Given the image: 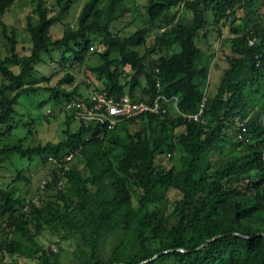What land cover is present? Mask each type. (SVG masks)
I'll use <instances>...</instances> for the list:
<instances>
[{"label":"trees","instance_id":"trees-1","mask_svg":"<svg viewBox=\"0 0 264 264\" xmlns=\"http://www.w3.org/2000/svg\"><path fill=\"white\" fill-rule=\"evenodd\" d=\"M15 1L0 0V19ZM74 1L54 0L48 7L36 0V20L25 18L28 55L18 54L16 30L0 20L7 46V55L0 57V130L17 116L20 98L39 91L52 96L65 118L64 137L56 145L0 139V168L12 156L39 159L49 168L41 185L43 197L26 200L13 184L0 186L6 235L0 254L11 258L8 264L21 259L34 264H264V14L251 13L247 19L246 11L255 0H146L150 24L181 6L189 17L163 29L149 45L147 26L125 38L112 32V24L128 12L124 0H106L103 6L102 0H88L75 29L53 38L51 27ZM237 7L245 9L248 23L235 26L232 21L227 68L215 93L207 94L201 90L207 68L196 65L203 55L196 39L208 31V12L219 33L224 20L235 19ZM93 38L100 40L101 50L93 52L100 64L89 69L104 78L103 87L94 90L132 94L143 78V93L153 96L158 82L162 94L176 98L177 111L141 114L101 133L82 125L72 132L69 122L74 119L61 104L83 95L61 88L73 82L68 74L55 87L40 86L36 67L42 54L51 58L53 51L71 54L83 64L89 48L93 51ZM124 68L131 75L123 83ZM203 98L204 124L182 116L197 113ZM241 124L249 144L237 141ZM222 145L231 147L234 158L216 168L212 151ZM69 151L75 156L63 167L47 163L49 156L61 158ZM15 179L27 181L20 174ZM45 232L73 243L67 263L60 260L58 244L54 250L43 245Z\"/></svg>","mask_w":264,"mask_h":264},{"label":"rangeland","instance_id":"rangeland-1","mask_svg":"<svg viewBox=\"0 0 264 264\" xmlns=\"http://www.w3.org/2000/svg\"><path fill=\"white\" fill-rule=\"evenodd\" d=\"M46 6L51 7L54 0H43ZM88 0H76L73 2L69 11L62 17L60 23L54 24L50 29V34L53 38H60L63 31L67 28L75 29L77 16L83 5ZM106 0H102L101 6L105 4ZM128 12L122 19L112 24V32L118 34L119 37L125 38L134 33L138 28L147 26L149 31L146 35V45L152 42V39L159 34L163 29L173 26L177 21L186 22L188 16L184 7H179L172 10L170 14L162 17L154 24L148 23L146 11L144 8L146 0H124ZM36 0H18L15 1L13 6L5 13L0 19L8 28L16 30V40L18 42L17 52L19 55H28L31 42L29 35L25 32V18L31 15L33 20L36 16L32 14ZM246 11L247 19H250L256 14H264V0H255ZM251 13L253 14L251 16ZM235 19L224 20L219 25V33L212 29V13H207V20L209 26L208 31L201 33L199 38L196 39V44L203 51V55L196 61L198 67L204 66L207 68V79L201 88L202 92L207 94H214L220 81L223 78V72L227 68L226 57L230 55L229 49V27L232 24L235 26H244L248 23L245 17V9L237 7L235 9ZM93 51L89 48L83 64L74 62V56L65 54L62 51H53L51 58L45 54L41 55V62L37 65L36 82L40 86H56L58 81L61 80L66 74L73 78V82L63 84L61 88L65 90L75 89L78 93L85 95L88 92L103 87L104 78L90 72V67L100 64V59L93 52L101 50L100 40L93 38ZM140 54H143L144 47L136 49ZM7 55V46L0 33V57ZM113 58H116L114 56ZM17 72V67H11ZM131 75L129 68L122 70L121 80L126 82ZM45 79V80H44ZM141 88L144 87V79H141ZM1 81V80H0ZM262 85L264 84V77H262ZM261 85V84H260ZM260 93L262 92V86ZM140 88V89H141ZM259 96V94H258ZM257 96V97H258ZM258 99V98H257ZM63 105V103L61 104ZM59 106L54 105L52 96L49 93L39 91L30 97H21L19 104L15 107L17 116L7 126L1 128L0 139L7 136V141H14L15 139H24V145H37L50 143L56 145L59 143L64 135L65 130L64 114L59 112ZM251 112V111H250ZM261 123L264 125V113L261 114ZM80 126L77 120L69 122V128L72 132L76 131ZM30 131V133H28ZM214 166L221 167L226 161L232 160L234 155L231 154V147L222 145L220 148L212 151ZM76 162V161H75ZM74 165H77L78 163ZM162 163H166L164 160ZM48 166L43 164L39 159H33L31 162L22 160L17 156H12L7 160L2 168H0V186L6 187L13 184L17 195H21L26 200H32L38 196L43 197L42 180L48 172ZM20 174L25 180L17 181L15 177ZM6 238L4 233V219L0 218V241ZM41 242L45 247L57 249V245L62 248L60 260L63 263L71 257V252L74 250V245L70 241L62 242L59 234H51L45 232L41 238ZM11 258L6 255L0 254V264H8ZM19 264H34L33 261L19 260Z\"/></svg>","mask_w":264,"mask_h":264},{"label":"built area","instance_id":"built-area-1","mask_svg":"<svg viewBox=\"0 0 264 264\" xmlns=\"http://www.w3.org/2000/svg\"><path fill=\"white\" fill-rule=\"evenodd\" d=\"M254 45V39L249 40L248 46ZM259 65L257 61L256 66ZM156 93L151 96L143 93L140 89L132 94L125 93L122 96L108 95L103 91L92 90L81 98L69 100L63 103V111L77 120L84 128L93 130L110 131L116 128L120 123L137 117L141 114L165 115L171 110L177 111V100L174 97H166L160 92V85L155 84ZM205 98L199 105L195 114L182 116L194 122H205L201 119ZM237 141L243 144H249L250 138L248 130L244 124L240 126V132L237 135ZM74 152L69 151L61 158L49 156L47 163L55 168H61L71 162L74 158ZM261 168L264 172V150L261 152ZM45 180H42V185ZM54 250V249H53Z\"/></svg>","mask_w":264,"mask_h":264},{"label":"water","instance_id":"water-1","mask_svg":"<svg viewBox=\"0 0 264 264\" xmlns=\"http://www.w3.org/2000/svg\"><path fill=\"white\" fill-rule=\"evenodd\" d=\"M215 238H213V239H211V240H208V241H206L202 246H204V245H206L207 243H209L210 241H213ZM157 256H155L154 258H156ZM153 258V259H154ZM143 263H146V262H143ZM143 263H141V264H143Z\"/></svg>","mask_w":264,"mask_h":264}]
</instances>
